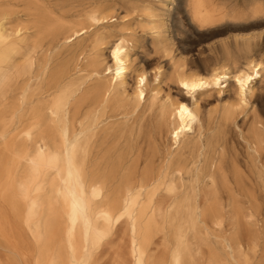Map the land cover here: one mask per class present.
Returning <instances> with one entry per match:
<instances>
[{
  "label": "bare ground",
  "instance_id": "1",
  "mask_svg": "<svg viewBox=\"0 0 264 264\" xmlns=\"http://www.w3.org/2000/svg\"><path fill=\"white\" fill-rule=\"evenodd\" d=\"M20 4L27 21L13 24ZM120 11L144 24L140 40L113 31ZM262 19L261 0H0V243L11 264H94L122 227L132 264H162L158 238L171 246L166 264H201L203 247L207 264H264V226L253 230L264 113L251 102L262 31L246 36ZM229 34L211 63L192 55L195 40ZM137 48L169 57L167 69L137 65ZM226 227L230 237L215 233Z\"/></svg>",
  "mask_w": 264,
  "mask_h": 264
},
{
  "label": "rangeland",
  "instance_id": "2",
  "mask_svg": "<svg viewBox=\"0 0 264 264\" xmlns=\"http://www.w3.org/2000/svg\"><path fill=\"white\" fill-rule=\"evenodd\" d=\"M252 1V0H251ZM264 2V0H261ZM175 13V12H174ZM12 19L13 24L17 23H25L27 21V16L24 10V7L20 5H16L15 8L12 9ZM259 25L261 28L260 30H252L250 31V34H245L246 36H258L260 32L262 31L261 37H257L253 40L255 44L258 46L256 47L258 50H260V55L264 58V19L259 20L255 22ZM127 30V33L130 34L131 38H134L135 40H140L144 36V24H141L139 19L137 18L136 14L132 12H125L120 11V17L118 22L115 23L113 27V31L119 32ZM233 35V34H232ZM235 35V34H234ZM242 35V36H245ZM231 34L229 35H223L218 36L215 38H206L203 40L202 44H197L198 42L195 40L196 44H194L192 55L194 57H199L198 61H201L200 64L203 65V61L205 63H211L216 57L221 55L222 49L220 47L216 48L215 46L218 45L221 41L226 40L229 38ZM193 36H191L192 38ZM194 39V37H193ZM136 64L137 65H146L150 67V72L154 73V68H157L158 66H163V69H167V64L169 57H163L162 54L154 53L152 52L148 56H146L141 49H136L134 52V56ZM179 59V57H178ZM204 66V65H203ZM203 74V73H202ZM164 90H166V86H163ZM173 95L176 94V89L174 86H172ZM228 93H224L222 95V98H227ZM215 95H203L201 97V105L206 107V109H213L216 106V100ZM252 103H255L257 107H263V113H264V81L262 83H258L255 85V91L251 99ZM253 115V109L250 107V118ZM260 204L263 207V199L260 200ZM259 220L258 224H255L253 227V230L255 232H261L263 230L264 226V209L262 211V214L257 216L255 218V221ZM254 221V220H253ZM218 235L230 237L233 233L232 229L229 227L223 228L221 230H216L215 232ZM23 237L25 241L34 247V240L30 233L23 229L22 230ZM212 248L216 249L219 248V245L216 244V242H212ZM161 245V239L158 238L157 240V246L153 249L152 254L155 255V260H158L160 258H165L164 262L162 264H166V258L168 251L170 250L171 246L167 245L165 247L160 246ZM243 246V253L248 256L249 258L253 255V244H250V242H247V240H244L241 244ZM129 250V234L128 231L125 228H119L114 236L103 245V247L99 250L94 264H132V261L128 255ZM209 248H202V255L199 257V262L201 264H207L208 262V256H209ZM262 255L261 248H257V254L254 258V261L260 258ZM12 252L7 249L2 243H0V264H11V257ZM18 264V263H17ZM155 264H159L157 261Z\"/></svg>",
  "mask_w": 264,
  "mask_h": 264
}]
</instances>
